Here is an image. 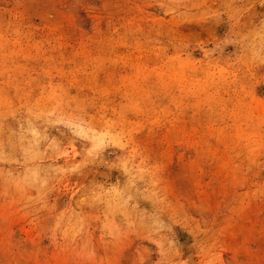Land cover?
<instances>
[{
  "label": "rangeland",
  "instance_id": "obj_1",
  "mask_svg": "<svg viewBox=\"0 0 264 264\" xmlns=\"http://www.w3.org/2000/svg\"><path fill=\"white\" fill-rule=\"evenodd\" d=\"M0 264H264V0H0Z\"/></svg>",
  "mask_w": 264,
  "mask_h": 264
},
{
  "label": "bare ground",
  "instance_id": "obj_2",
  "mask_svg": "<svg viewBox=\"0 0 264 264\" xmlns=\"http://www.w3.org/2000/svg\"><path fill=\"white\" fill-rule=\"evenodd\" d=\"M84 146V145H83Z\"/></svg>",
  "mask_w": 264,
  "mask_h": 264
}]
</instances>
